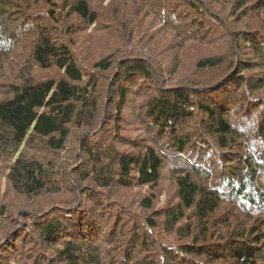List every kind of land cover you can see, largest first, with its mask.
<instances>
[{"label":"trees","instance_id":"1","mask_svg":"<svg viewBox=\"0 0 264 264\" xmlns=\"http://www.w3.org/2000/svg\"><path fill=\"white\" fill-rule=\"evenodd\" d=\"M136 1L148 8V16L154 14L159 19L161 27L175 29L179 39L199 41L205 28L222 30L231 39V50L227 48L224 56L199 60L197 70L205 75L177 78L186 82L176 83L173 78L176 62L165 69L152 55L115 59L109 54L92 65L97 74L91 75L86 72L89 66L82 63L83 55L75 50L73 26H65L62 20L74 14L89 29H97L106 13L103 9L92 6L90 0H0V69L13 50L24 45L30 48L33 67L57 68L61 74L36 79L23 70L14 80L0 79V158L8 159L5 179L27 202L34 204L42 197L48 201L45 208L23 209L17 216L24 232L33 229L37 240L52 246L50 253L45 252L47 257L38 254L32 264H264V69L249 90L244 75L249 76L245 72L254 66L239 56L240 72L227 78L233 79L237 93L224 91L221 83L227 79L215 81L225 66L235 70V62L229 60L232 52L237 58L240 49L248 48L264 60V22L237 34L223 25L227 21L221 16L226 13V0ZM237 3L246 7L244 17H251L248 10L264 13V0ZM111 17L129 34L131 27L120 20L122 14L114 10ZM188 18L191 20L184 22ZM123 39L132 40L130 35ZM106 78L116 83L115 120L121 118L131 97L142 95L143 83H148L150 90L157 89L146 103L134 107L147 134L138 152L121 151L114 142L109 146L102 133L94 132L102 94L94 95L92 89ZM238 94L242 99L235 112ZM252 105L260 109L259 120L247 129L238 120L243 122L250 115ZM193 126L204 129L205 138L199 130L195 134ZM75 127L83 128L72 146L80 148L72 155L80 158V163L68 174L63 188L57 182L59 171L65 172L60 155L69 147ZM119 129L115 130L117 137ZM38 144L41 150L36 149ZM165 168L176 187V202L162 212L165 221L161 228L166 237L174 233L177 244L153 239L159 214H148L155 197L150 192L138 206L146 212L144 216L137 212L130 216L135 245L115 250L117 239L112 235L123 216L114 211L125 210V206L111 203L104 191L115 183L154 189L160 185ZM54 195L57 199L51 198ZM102 197L108 198L112 209L104 210ZM224 205L229 209L223 211ZM6 210L0 205V243L20 223L10 212L7 217ZM89 216H111L116 227L106 235ZM18 231L22 240L24 236ZM119 232V236L125 235ZM9 240L13 242L10 247L5 244ZM9 240L0 245V264H18L9 255L16 247L14 238ZM137 245H146L148 250L144 258L133 261L132 248Z\"/></svg>","mask_w":264,"mask_h":264},{"label":"rangeland","instance_id":"2","mask_svg":"<svg viewBox=\"0 0 264 264\" xmlns=\"http://www.w3.org/2000/svg\"><path fill=\"white\" fill-rule=\"evenodd\" d=\"M210 2V0H208ZM206 0V2L208 3ZM228 1L226 5V13L222 12V17H227V21L223 23V25L228 28V32L235 31L237 34H240V31H249V27L254 26L260 22H264V13L259 14L256 10H248V12L251 14V17H244L246 7H239V4L237 3V0H226ZM92 6H94L97 9H103L106 13L103 16L102 25L100 23V26L97 29H89V27L85 24H83L79 18L71 14L69 16H66L62 22L65 23V26H73V34L75 42L77 43V46H74L76 49V52L83 55V64L86 66H89L86 68V72L89 74H97V71L92 68V65L94 63H97L99 60H102L106 58L109 54H112L115 56V59H119V57L124 55H132L137 57H147L149 58V55H152V60L155 61L156 64L162 66L163 68H167L168 66L172 65L173 62H176V72L173 73L175 80L177 78H182L189 76L190 79H196L199 78L205 73H201L197 70L196 63L201 60L202 58L206 57H213V56H224V54L227 52V48L229 47V41L231 42V39H229L228 36L225 35L224 31H218L213 29L207 30L205 28L203 32L199 33V36L205 37L204 39H200L199 41H191L188 40L186 37H183V39H179L177 37L176 30H171L170 26L164 28L161 27V23L158 18L154 16V14L149 15L148 8H143V6L136 1V0H90ZM211 3V2H210ZM138 4V5H137ZM215 7H218V4H214ZM116 10L120 15L122 14L123 17H119L120 20L124 19L127 23V27H131L129 30V34H125L122 32L120 28L119 22L114 20L111 17L112 12ZM33 12V11H32ZM247 12V11H246ZM225 13V14H224ZM255 14L257 15L256 17ZM176 15V11H175ZM254 15V16H253ZM181 18L184 19L182 14H180ZM253 17V18H252ZM182 19V20H183ZM189 21L191 19H185L184 22ZM160 24H158V22ZM176 21H179V17L176 19ZM251 21V22H250ZM174 24V22H172ZM180 24V23H179ZM184 24V23H183ZM209 24V23H208ZM253 29V28H251ZM239 32V33H238ZM224 33V34H223ZM126 35V36H125ZM129 35L131 36L132 40L129 39H123V38H129ZM59 36V35H57ZM61 36V35H60ZM242 42V41H241ZM123 43V44H122ZM27 46V45H26ZM242 47V43H241ZM244 47V46H243ZM230 49V48H228ZM29 50L30 48L25 47L24 45L20 46L18 49H14L13 53H11L10 57L8 58L7 63L4 65L3 70L0 69V79H7V80H14L17 78L20 73L24 71L28 72L30 75L35 77L36 79H43V78H51V77H57L60 76V72L57 70V68L52 69H41L38 66L33 67L30 63L29 58ZM231 50V49H230ZM247 53V54H245ZM245 61V63H250L252 66H254L253 69L246 71L245 73L249 76L244 75V77L247 78L246 85H248V88L250 90V84L252 85L254 82V78H258L259 73L263 72L264 69V60H262L260 57L255 56V54H252L248 48L246 50H241L237 52V58L234 56L233 52L231 55L230 63L236 66L234 69L231 70V68H226L225 66L222 70H220L217 73V78L215 81L216 83H220L221 80H225L227 78L233 77L237 75L238 67H241V61ZM236 59V60H235ZM240 61V64L238 65V62ZM242 68V67H241ZM30 71V72H29ZM229 71V72H228ZM206 72V71H205ZM86 76L84 77V81L86 82L88 79ZM207 73V72H206ZM211 73V72H210ZM209 73V77H211ZM112 74V73H110ZM159 75V74H158ZM172 75V76H173ZM109 76V75H108ZM197 76V77H196ZM196 77V78H194ZM114 80H116V75L114 77H111ZM111 79V80H112ZM110 79H101L97 85V88L94 90L92 89V93L94 95L100 93L101 101L100 106L99 104L98 111H97V122L95 123V133H102L101 137L104 140H107L108 145L115 143L116 147L121 151L126 152H138L139 147L142 146V144H145L143 141L144 138L147 136L146 133L143 132V124L141 121H139V117H137V112L134 107H137V105H141L147 102V100L150 98V96L155 94V91L157 89H151L148 87V83H143L144 92L141 96H133L129 99V101L126 102L125 108L122 110V116L120 119L115 120V110H114V100H118V96L116 95V83L112 82ZM231 80V82H230ZM233 79H227V81H223L221 84L224 88V91L231 90L234 93H237L235 90L236 87L234 86L235 83L232 81ZM1 81V80H0ZM111 81V82H110ZM2 82V81H1ZM180 82H186L179 81L177 79L176 83ZM252 82V83H251ZM224 83H227V87ZM241 92V91H240ZM222 95V94H221ZM237 95V94H236ZM239 96V94H238ZM109 98V99H108ZM135 98V99H134ZM241 96H239L234 104V109L239 106L241 103ZM233 107V106H232ZM252 109L249 112L250 115L247 118H243V122L238 120V122L241 124L242 127H247V129H250L255 126L256 121L259 120V112L260 109L257 106L252 105ZM241 108V106L239 107ZM238 108L235 110L237 112ZM138 118V120H137ZM118 123V124H117ZM248 125V126H247ZM192 126V125H191ZM196 126V125H195ZM199 126V125H198ZM205 127V126H204ZM117 128L119 129V135H115V130ZM85 129V128H84ZM195 134H197L198 130L199 133L204 134L205 138V130L200 128H194ZM83 128L75 127L72 133V137L69 139V147H67V150H64L60 155V160L65 164V172L62 174L58 173L57 178L58 184H60L61 187H65L66 181L68 180V174L72 173V170L78 166L80 162V158H75L72 156L74 153L80 152V148L74 147L72 149L73 143L75 140H77V137L80 133H82ZM201 130V131H200ZM193 131V130H192ZM81 136V134H80ZM119 137H122L119 139ZM82 140V139H81ZM121 140V141H118ZM110 143V144H109ZM36 148L37 150H41L40 144ZM192 149V148H191ZM235 150V149H234ZM233 150V152H234ZM43 151H46L45 149ZM12 153V152H11ZM44 156L47 155V153H43ZM5 157L0 158V205L5 206L8 211L6 213L7 217L10 215L14 216L15 218L18 216V213L20 210L27 209V208H33L37 206L38 208H45L48 206V201L46 197H42L38 199L34 204L27 202L22 196L17 195L8 181L5 179V170L7 166L8 159H4ZM216 164V162H215ZM59 165V164H58ZM168 165H171L170 160H168ZM60 166H63L62 164ZM167 166V167H169ZM58 167V166H57ZM75 170V169H74ZM73 170V172H74ZM67 176V177H66ZM63 181L60 183V181ZM106 191V192H105ZM104 193L106 196H108L110 202H120L121 204H124L125 210H128V212L125 211L123 208L121 211H118L119 209H115L116 216L122 217L123 221L121 224L117 225V231L114 236L117 239V243L113 246L116 247L115 250H119L121 247L124 246H133L135 245V237L134 231L132 229V224L130 223V217L132 214L135 215L134 212L140 213L144 216L146 212H143L141 208L138 206L141 205V202L144 199V196H148L150 192H154V199L153 200V208L152 211L148 212L149 216L159 214V217H157V221L159 223V228L153 229L152 236L154 237V240H158L159 242L163 240L165 243L171 245V244H177L176 237H174V233L170 234L169 236H165L163 233V230L161 228L162 224L165 221V217H163L162 212L173 206L176 202V187L174 184V181H171L168 177V171L167 168L163 170L162 173V181L160 182V185L152 189L151 187H124L119 185V183H115L110 190H105ZM57 195H54L51 198L57 199ZM108 198L104 199L102 202V207L105 208L104 210L107 211L108 209H112V207L108 206ZM99 199V197H98ZM106 200V201H105ZM96 202V201H95ZM89 204H93L90 203ZM115 204V203H114ZM118 204V203H116ZM228 205V204H227ZM227 205H224L222 207V210H228L229 208ZM49 208V207H48ZM108 208V209H107ZM132 210H131V209ZM50 209H53L50 207ZM222 211V213H223ZM5 215V216H6ZM16 215V216H15ZM101 215V214H100ZM236 216V215H235ZM92 217V219L98 224L100 227L103 228V231L106 233V235L110 233L113 226H115L114 220L110 217L105 218L104 216H89V218ZM260 218V217H259ZM2 219V216L0 215V220ZM16 219H19L17 217ZM19 219L18 226L13 227L12 230L7 234V237L1 241L0 245H3L4 242H7L10 237L14 238L15 246L12 248L13 250L9 251V248L6 249V251H9L10 257L14 258V260H17L18 264H32L34 258H36V255L44 254V257L46 256L45 252H51L52 246L48 245L40 240H37V234L36 231L31 232H24L23 222ZM264 221V220H263ZM1 223V221H0ZM182 223V222H181ZM260 223V222H258ZM262 223V222H261ZM258 225H262V224ZM131 224V225H129ZM129 225V226H128ZM235 226L236 224L233 223ZM122 227H125L124 229H121ZM116 227V226H115ZM32 228V226H31ZM20 229L21 236H24L22 240H20L18 237L17 231ZM121 230L122 232H125V235L119 236ZM19 232V231H18ZM95 233V232H94ZM161 234V237H160ZM17 238V239H15ZM173 238V239H172ZM140 240V237H138ZM151 241V240H150ZM25 242H27L25 244ZM13 243V242H12ZM9 240V242L5 244H9V247L12 244ZM4 244V245H5ZM140 244V242L138 243ZM14 245V244H13ZM146 246V245H145ZM140 247L137 245V247H133V261L141 258H144L146 255V247ZM37 248V249H36ZM100 249V248H99ZM6 253L3 256H7ZM49 256V254H47ZM28 257H31L28 259ZM105 258V255H104Z\"/></svg>","mask_w":264,"mask_h":264}]
</instances>
